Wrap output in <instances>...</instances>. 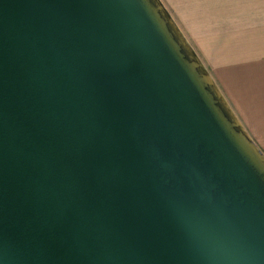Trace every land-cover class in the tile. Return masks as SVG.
<instances>
[{
	"label": "water",
	"instance_id": "95a60500",
	"mask_svg": "<svg viewBox=\"0 0 264 264\" xmlns=\"http://www.w3.org/2000/svg\"><path fill=\"white\" fill-rule=\"evenodd\" d=\"M0 264H264V152L162 0H0Z\"/></svg>",
	"mask_w": 264,
	"mask_h": 264
},
{
	"label": "crops",
	"instance_id": "0c3cea01",
	"mask_svg": "<svg viewBox=\"0 0 264 264\" xmlns=\"http://www.w3.org/2000/svg\"><path fill=\"white\" fill-rule=\"evenodd\" d=\"M264 152V0H162Z\"/></svg>",
	"mask_w": 264,
	"mask_h": 264
}]
</instances>
